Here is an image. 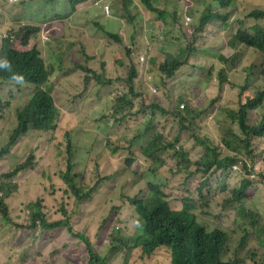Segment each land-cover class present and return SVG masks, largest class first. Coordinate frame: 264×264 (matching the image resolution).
I'll return each instance as SVG.
<instances>
[{
	"label": "trees",
	"instance_id": "1",
	"mask_svg": "<svg viewBox=\"0 0 264 264\" xmlns=\"http://www.w3.org/2000/svg\"><path fill=\"white\" fill-rule=\"evenodd\" d=\"M18 1L16 6L19 9L28 3L26 0ZM64 1L66 2L64 8H67L78 4L89 6L91 0H36L40 6L38 12L42 14L41 23L23 24L19 26V32L25 34L28 39L39 30L55 33L64 45L65 57L66 50L77 39L96 43V49L90 50L87 46H82L85 54L82 57L86 62L56 63L59 73L65 80L71 74L82 73V86L74 94L66 92L65 82L59 102L54 103L50 91L44 88L50 75L48 66L38 58L36 48L18 53L10 49L8 41H4L1 49V53L12 60V70L0 71V93L5 92L10 97L18 98L19 104L14 105L5 99L0 102L2 117L6 114L12 125L6 135L5 146L0 150V158L15 144H19V153L25 155L26 161L14 166L0 177V220L2 222L10 220L5 199L15 193L11 181L19 173L36 167L40 160H44L45 153L48 166L53 170L61 163L66 152V169L61 174V179L68 192L78 201L69 212L65 211L62 205L59 209L64 214L74 216L75 208L91 203L89 199L98 185L90 190H83L78 186L77 174L74 173L73 146H88L95 152L107 148L108 152L114 155L117 149L108 147L110 139L119 140L125 137L126 131H130L127 139L128 155L124 159L126 168L138 174L149 173L158 180V183L149 184V191L144 198L139 196L127 198L138 219L136 220L137 217L134 219L136 224L133 234L126 240L120 239L119 245L114 247L115 251L120 250L122 253L107 262L106 258L95 253L88 239L83 238L82 243L87 249L86 255H83L86 257L85 264H152L159 253L163 254V259L170 260V264H231L225 262L223 257L230 222L233 227H238L243 218L255 221L261 213L253 200V195L264 186V158L260 157L264 155V151L253 154L250 140L253 137H264V86L253 98H247L237 109L225 111L226 116L237 122L241 136L229 132V135L221 138V145H213L206 137L201 136L203 130H198L199 135L194 136L193 133L196 132H193L194 128L204 122L201 120L203 118L201 113L191 111L183 119L182 145L179 151L173 146H159L158 141H161L163 136L159 130L158 119L166 112L151 105L153 100L146 101L137 111H132L134 97H145L140 86L136 88L134 84L140 75L136 69L139 63H136L133 52L128 49H126L128 63L119 60L118 56V49L125 51L124 26L132 21L127 7L131 0H122L119 3L115 0H94L95 5L101 8L112 5L117 13L102 23L93 22L95 28L92 30L81 25L70 26L69 36L64 35L61 29H54L47 18L58 10L57 3ZM138 1L144 8V11L139 9L143 15V22L148 26L155 20L151 14L157 12V7L153 0ZM216 1L217 7L221 8H226L230 2ZM17 18L21 19L20 16ZM140 40L136 35L135 42L138 44ZM243 41L255 46V49L264 54V44L258 39L243 37ZM129 46L134 48L130 44L126 48ZM75 50L78 51V48ZM167 50L168 48L161 50V54H166ZM153 55L157 57L158 54ZM60 59V56L56 58L58 62ZM129 63L132 64L128 65ZM258 64L261 72L264 63ZM254 65L257 63H250L247 68L251 69ZM179 66L180 63H146L145 70L148 73L160 71L162 77L171 78ZM99 68H104L105 75L101 74ZM162 77L155 80L148 74L147 81L159 89L161 85L166 86L168 81ZM261 80L264 81L263 72ZM96 99L111 101L113 105H118L116 110L120 109V104L130 105L129 115L123 114L110 124L109 131L112 133L110 136L84 129L85 118ZM78 104H81L80 109L77 112L72 111L71 108ZM259 107L261 110L259 121L255 126L249 125L247 123L249 112ZM67 113L70 121L68 125H64L61 123V117ZM137 114H141V119L134 117ZM184 131L187 132L183 133ZM41 135L44 141L39 139ZM254 158L261 160L257 173L253 171ZM233 169L237 170L234 176H237L238 172L240 176L233 185L227 186L225 181L235 178L231 174ZM116 174L108 172V169L101 173V181L106 185V190H112L113 185L110 182ZM179 175L193 182L192 191L181 192L175 189ZM218 193L222 194L218 203L220 212L216 215L215 225H209L213 213L217 211L212 210V202ZM246 198L254 204L255 209L248 207L241 209ZM27 208L31 210L29 230L38 227L42 230H53L67 223L62 220L47 222L41 211V200L29 203ZM229 212H233L231 220ZM261 228L264 232V225ZM21 246L35 248L40 261L50 264V261L44 258L49 257L50 252L42 244L25 243ZM70 253L72 252L58 253L51 261L61 257L67 258Z\"/></svg>",
	"mask_w": 264,
	"mask_h": 264
},
{
	"label": "rangeland",
	"instance_id": "2",
	"mask_svg": "<svg viewBox=\"0 0 264 264\" xmlns=\"http://www.w3.org/2000/svg\"><path fill=\"white\" fill-rule=\"evenodd\" d=\"M26 1L28 3L25 7L19 9L16 6L18 0L16 2L0 0V44L2 38L10 37L13 48L16 50L26 51L36 48L51 73L47 87L55 101L59 102L65 82L66 92L74 94L82 86L83 78L82 73L78 72L67 76L64 83L57 84L54 77L60 73L56 63H84L86 60L81 57L85 54L81 44L76 51L75 44L72 42L66 50V57L63 56L64 45L59 41L58 36L45 30H39L33 35L26 46L21 45V36H17L20 31L19 26L27 25L29 22L39 25L42 17V14L38 12L40 6L36 0ZM115 1L119 3L122 0ZM153 3L157 7V12L151 14V17L155 20L147 26V32H145L147 34L138 44L135 42L137 32L143 30V15L139 9L144 11V8L138 0H131L127 5L132 21L124 26L126 35L123 38L127 47L130 44L134 48L125 46V51L121 53V56L127 57L126 49H128L133 52V59L136 63H139V57L144 58V64L139 63L136 66L140 73L136 88L140 86L145 97H134L132 111H137L146 101L153 100L152 103L159 102L174 114L177 106L183 103L184 108L188 109L187 114L193 111L203 115L200 119L204 124L194 128L193 132L196 131L193 133L194 136L199 135L198 130H203L201 136L206 137L213 145H221V138L229 135V132L241 136L237 123L228 119L225 111L226 109H237L246 96L253 97L264 86V81L261 80V72L264 73V68L260 72L258 64L264 63V54L240 43L236 35L241 32L254 35L256 34L254 27L264 31V18L255 17L257 13L264 15V0H233L228 8V19L226 21L211 19L202 33L197 32L196 29L200 19L205 15L206 5H214L213 0H153ZM65 4V1L58 2L56 5L58 10L48 15L47 18L54 29H61L64 35L69 36L71 28L66 20L68 14L64 9ZM118 11L121 10L118 9ZM109 12L110 15L113 14V11L109 10ZM208 13L211 12L208 11ZM19 16L21 19L17 18ZM86 28L92 30L95 24L91 23ZM45 36L47 41H43L46 40ZM166 48L172 51V54H162L159 58V60L162 58L161 63L169 60L170 56L179 59L182 66L172 78L167 79L166 86L161 85L158 89L148 83L147 75L151 74L155 80H159L160 76L162 77L160 71L148 73L145 67L146 63H157V58L153 53L159 54ZM58 56L61 57L59 62L56 60ZM250 63H257V65L248 69ZM130 64L132 63L128 65ZM99 70L105 75L104 68H99ZM189 86L192 88L190 89ZM236 87L241 89H236ZM242 87L245 88L242 89ZM2 99L17 106L19 104L18 98L10 97L5 92L0 93V102ZM114 106L111 101L96 99L85 118L84 129L110 136L112 133L109 127L112 121L123 114L129 115L130 112V105L120 104V109L116 115H113ZM80 107L81 104H78L71 110L77 112ZM2 114L3 111L0 112V148L5 144L6 135L12 128L6 114L4 117ZM134 117L141 119V114ZM260 117L261 110L258 108L250 112L248 121L255 125ZM183 119H174L171 115L165 114L159 117V130L163 135L162 140L158 141L159 146H173L179 151L182 145ZM69 121L68 113L61 117L62 124L68 125ZM185 132L187 131L183 133ZM130 134V131H126L125 137L119 140L110 139L108 147L117 149L114 155L110 154L107 148L95 152L88 146H74L76 153L74 171L78 175L79 186L88 190L95 184H101L97 190V197L90 201V204L75 208L74 216L64 214L59 209L62 205L64 210L69 212L77 202L66 191L65 185L60 180V175L65 170L66 153L61 163L53 170L48 166L45 153L44 160H40L36 167H32V170L15 179L16 186L13 188L15 193L5 199L10 220L6 222L0 220V227L4 234L2 244H8L13 253L9 258L5 257L2 260L3 264H44L40 261L35 248L21 246L25 243L34 245L40 243L44 248H48L50 256H44V258L49 260L50 264H84L83 255H86L87 249L82 243L83 238H87L95 253L106 258L107 262L122 253L119 252L120 250L115 251L114 247L119 245L120 239L126 240L133 234L136 222L132 212L116 207V205L125 206L126 195H145L148 182L158 183V180L149 173L138 174L126 168L124 159L128 155L127 139ZM39 139L44 141L42 135ZM19 148L20 145L17 144L12 153L0 159V177L16 163L26 161L25 155L19 153ZM250 149L253 154L264 151V137L254 138ZM260 157L264 158V155ZM253 160L255 161L252 164L253 171L257 173L261 160H256V158ZM107 169L108 172L117 173L110 182L113 185L111 191L106 190V185H103L101 181V173H105ZM236 171V169L232 170V176L234 172L236 174ZM239 176L238 172L234 180L229 179L225 183L231 186ZM193 188L191 180L182 175L178 176L175 189L190 192ZM221 198L222 194L218 193L212 202V210L217 211L213 213L209 225H215L217 221L216 215L220 212L218 203ZM37 200L42 201L41 211L47 222L62 220L67 222L66 225L53 230H42L39 227L29 230L31 210L27 208V205ZM247 200L241 209L243 207L255 209L254 204ZM253 200L261 211L255 221L243 218L244 220L240 221L238 227H233L230 222L228 244L223 257L231 263L232 261H243L244 264H253L262 259L259 229L264 224V186L254 193ZM79 211L80 214H78ZM229 214L231 220L233 212ZM243 235L246 237L244 245L241 243ZM69 252L72 253L67 258L61 257L56 261H51L58 256V253ZM256 255H259V258ZM162 257L163 254L159 253L152 264H170V260Z\"/></svg>",
	"mask_w": 264,
	"mask_h": 264
},
{
	"label": "clouds",
	"instance_id": "3",
	"mask_svg": "<svg viewBox=\"0 0 264 264\" xmlns=\"http://www.w3.org/2000/svg\"><path fill=\"white\" fill-rule=\"evenodd\" d=\"M14 2H16V0H13ZM214 1V5H209V4H207L206 5V9H205V15L201 18V23L198 25V28H197V32H199V33H202V31L204 30V28H205V26H207L208 24H209V22H210V20L211 19H217V20H222V21H226L227 19H228V16H229V14H228V8L230 7V5H231V3L233 2V0H230V2L227 4V7L226 8H221V7H217V1L216 0H213ZM80 4H78V5H70V6H68L67 8H64L67 12V14H68V17H67V22H68V26L70 27V26H74V25H81V26H87V25H90L91 23H93V22H97V23H102V22H104V20L105 19H107L108 17H111V16H113L114 14H116L117 13V10H116V8L115 7H113L112 5H107V6H105V7H103V8H101V7H99V6H97V5H95V2H94V0H91L90 1V5L89 6H87L86 8H84V13H81V14H77V7L79 6ZM109 10H111V11H113V14H111L110 15V12H109ZM208 11H210L211 13H208ZM255 17L257 18V19H262V18H264V15H263V13H257L256 15H255ZM188 20V19H187ZM254 29H255V31H256V34H254V35H248V34H246V33H244V32H241V33H238L237 35H236V38L238 39V41L240 42V43H242V44H244V45H246V46H248V47H252V48H255V46H252V45H249L248 43H246V42H244L243 41V37H248V38H254V39H258L260 42H261V44H264V31H261L259 28H257V27H254ZM145 32H147V25L143 22V30L141 31V30H138V33H137V36L140 38V39H143L144 38V35H146L147 33H145ZM17 36H21V42H20V44L21 45H23V46H26L27 45V43H28V41H29V39L27 38V36L25 35V34H21L20 32L17 34ZM46 37V36H45ZM4 41H8L9 42V44H10V49L12 50V51H15V52H18V53H24V52H29V51H32V50H34V48H32V49H29V50H26V51H19V50H16V49H14L13 48V45H12V40H11V38L10 37H4V38H2V40H1V44H0V71H2V72H5V71H10V70H12V60L9 58V57H7V56H5V55H3L2 53H1V49H2V46H3V43H4ZM43 41H47V37H46V40H43ZM74 44H75V47L76 48H78L79 46H80V44H81V46H86L84 43H83V40L82 39H77V40H75L74 42H73ZM123 43H125V41H123ZM125 46H127V44L125 43L124 44ZM123 52V50L122 49H118V56H119V60H123V61H125V63H128V59L126 58V57H123V56H121V53ZM37 53H38V58L41 60V62L42 63H44L43 62V60H42V58L40 57V53L37 51ZM166 54H172V51H170L169 49L167 50V53ZM160 57H162V54L160 53V54H158L157 55V63H161L162 62V58L159 60V58ZM82 59H84L83 57H81ZM169 60H166L164 63H180V61H179V59H177V58H174V57H170L169 56ZM138 61H139V63H144V58L143 57H139V59H138ZM182 65H181V63H180V66H179V68L181 67ZM178 68V69H179ZM177 69V70H178ZM176 70V71H177ZM175 71V72H176ZM48 72H49V78H48V81H49V79H50V77H51V73H50V71L48 70ZM174 72V73H175ZM174 75V74H173ZM173 77V76H172ZM171 77V78H172ZM165 79H170V78H166V77H164ZM54 79H55V81L57 82V84H62V83H64L65 82V79H64V77L62 76V75H60V74H56L55 75V77H54ZM48 81H47V83H46V85L44 86V88L45 89H47V90H49V88L47 87V84H48ZM136 82H137V80H135L134 81V84H135V87H136ZM221 85H223V84H221ZM243 88H245V87H242V89ZM236 89H241V88H239V87H236ZM50 91V90H49ZM153 92H155L154 90H153ZM51 93V92H50ZM256 95V94H255ZM254 95V96H255ZM51 96H52V98H53V100H54V103H56V101H55V99H54V97H53V94L51 93ZM253 96V97H254ZM253 97H249V96H246L244 99H243V101L240 103V104H243V103H245V101H246V99L247 98H253ZM239 104V105H240ZM151 105H154V106H156V107H158V109H160V110H163V111H165L166 112V114L165 115H171L174 119L175 118H178L179 120H181L182 118H185L186 117V115H187V113H188V109H185L184 107V104L183 103H180L178 106H177V108H176V111H175V113L173 114L172 112L173 111H171L170 109L169 110H167V107L165 106V105H163V104H160L159 102H155V103H151ZM118 105H115L114 106V108H113V115H116V113L118 112V110H116V107H117ZM260 108V107H259ZM258 109V108H257ZM256 109V110H257ZM256 110H253V111H256ZM145 111H147V112H151V110H147V109H145ZM157 112H160V111H157ZM185 112V113H184ZM250 112H252V111H250ZM250 112H249V114H250ZM249 114H248V117H249ZM177 115H181V116H177ZM228 117V116H227ZM228 119H230L229 117H228ZM231 120V119H230ZM232 121V120H231ZM232 122H236V121H232ZM237 123V122H236ZM247 123L249 124V125H252V126H255V125H253V124H250L249 123V121H248V119H247ZM238 125V124H237ZM239 128V127H238ZM161 133V132H160ZM161 135H162V133H161ZM163 136V135H162ZM254 138H262V137H253L251 140H250V143H252V140L254 139ZM6 143V142H5ZM17 144H15L13 147H11L10 148V150H9V152L7 153V154H5L4 156H2L0 159H2L3 157H5V156H7L8 154H10V153H12V151H13V148L16 146ZM5 146V144L2 146V147H4ZM1 147V148H2ZM1 148H0V150H1ZM66 151V150H65ZM66 153V152H65ZM76 155V153H75V147L73 146V164H74V156ZM23 162H25V161H22V162H19V163H16L14 166H16V165H18V164H21V163H23ZM13 166V167H14ZM13 167L11 168V169H9V170H7L5 173H7V172H9L10 170H12L13 169ZM74 168H75V164H74ZM65 169H66V159H65ZM30 170H32V168H30V169H28V170H26V171H24V172H21V173H19L12 181H11V184H13L14 185V187L16 186V182H15V179L18 177V176H20L21 174H24V173H26V172H28V171H30ZM65 171V170H64ZM64 171H62V173L64 172ZM5 173H3V174H5ZM61 173V174H62ZM74 173H76L75 171H74ZM3 174H1V176L3 175ZM77 174V173H76ZM3 177V176H2ZM77 178H78V175H77ZM60 180H61V182L63 183V181H62V179H61V175H60ZM64 184V183H63ZM78 184V183H77ZM149 184H157V182H148V189H147V193H148V191H149ZM65 185V184H64ZM95 185H98L97 186V188H96V190L92 193V196H91V198L89 199V201H92V200H94V198H96L97 197V195H98V188H99V186L101 185V184H95ZM95 185H93L92 187H90V189L91 188H93ZM78 186H79V184H78ZM65 187H66V185H65ZM80 187V186H79ZM90 189H88V190H90ZM84 190V189H83ZM66 191L68 192V190H67V187H66ZM69 193V192H68ZM70 194V193H69ZM71 195V194H70ZM71 196H73V195H71ZM135 196H139L140 198H144L145 197V195H133V196H131V195H126L125 196V198H124V201H125V206H122V204H118V205H116V207H122V208H125L126 210H128V211H130V212H132L133 213V215L135 216V218L137 217L136 216V214L134 213V209H133V207L131 206V205H129V203L127 202V198H133V197H135ZM74 197V196H73ZM248 198H246V199H244L243 200V204L246 202V200H247ZM76 200V199H75ZM78 201V200H77ZM138 219V217L136 218V220ZM133 220V219H132ZM264 224H262V226H263ZM261 226V227H262ZM260 227V229H259V234H261V239H260V241H259V245H260V255L262 256V259L261 260H258L257 262H253V264H264V242H263V238H264V232L262 231V228ZM0 232H2V228H0ZM4 238V234L3 233H0V264H3L2 263V260L5 258V257H7V258H9L13 253H12V251L10 250L11 248H9L8 246V244H2V239ZM245 240H246V237L243 235L242 236V238H241V243H242V245H244L245 244ZM227 244H228V234H227ZM226 248H227V245H226ZM226 250V249H225ZM252 255H254L253 253H252ZM256 257H258L259 258V255H256ZM32 260H35L34 258H32ZM224 261L225 262H229V261H227V260H225L224 259ZM86 263V257H85V262H84V264ZM229 263H231V262H229ZM231 264H244V262L243 261H232V263Z\"/></svg>",
	"mask_w": 264,
	"mask_h": 264
},
{
	"label": "crops",
	"instance_id": "4",
	"mask_svg": "<svg viewBox=\"0 0 264 264\" xmlns=\"http://www.w3.org/2000/svg\"><path fill=\"white\" fill-rule=\"evenodd\" d=\"M87 6L86 5H79L77 7V14H81V13H84V8H86ZM83 40V39H82ZM83 43L88 47V49H96V43H91V42H86V41H83Z\"/></svg>",
	"mask_w": 264,
	"mask_h": 264
}]
</instances>
